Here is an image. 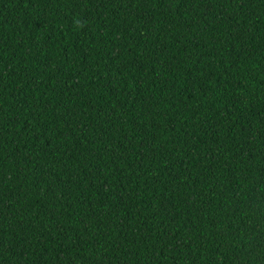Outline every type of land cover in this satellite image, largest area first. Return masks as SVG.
I'll return each mask as SVG.
<instances>
[{
	"label": "trees",
	"instance_id": "1",
	"mask_svg": "<svg viewBox=\"0 0 264 264\" xmlns=\"http://www.w3.org/2000/svg\"><path fill=\"white\" fill-rule=\"evenodd\" d=\"M0 264H264V0H0Z\"/></svg>",
	"mask_w": 264,
	"mask_h": 264
}]
</instances>
